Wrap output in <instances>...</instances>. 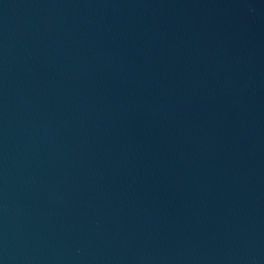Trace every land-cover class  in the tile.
I'll use <instances>...</instances> for the list:
<instances>
[{
  "label": "water",
  "instance_id": "obj_1",
  "mask_svg": "<svg viewBox=\"0 0 264 264\" xmlns=\"http://www.w3.org/2000/svg\"><path fill=\"white\" fill-rule=\"evenodd\" d=\"M0 264H264V0H0Z\"/></svg>",
  "mask_w": 264,
  "mask_h": 264
}]
</instances>
